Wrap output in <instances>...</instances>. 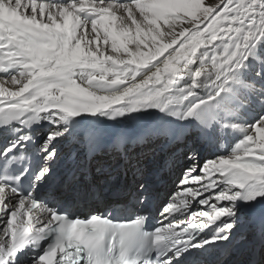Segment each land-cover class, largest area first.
I'll return each mask as SVG.
<instances>
[{
	"label": "snow or ice",
	"instance_id": "6c2138e0",
	"mask_svg": "<svg viewBox=\"0 0 264 264\" xmlns=\"http://www.w3.org/2000/svg\"><path fill=\"white\" fill-rule=\"evenodd\" d=\"M146 150L184 164L160 203ZM101 151L130 206L81 213ZM233 253L264 264V0H0V264Z\"/></svg>",
	"mask_w": 264,
	"mask_h": 264
},
{
	"label": "bare ground",
	"instance_id": "6f19581e",
	"mask_svg": "<svg viewBox=\"0 0 264 264\" xmlns=\"http://www.w3.org/2000/svg\"><path fill=\"white\" fill-rule=\"evenodd\" d=\"M151 123V121H149ZM120 129H115L114 132H118ZM67 149L65 152H60L61 162L66 161L70 155H74L72 150L66 146ZM146 160L143 161L142 167L144 168V172L146 173L147 179L150 182V195L154 199L156 203H160L166 199L167 196L171 194L172 191L176 190L175 184L178 183L177 177L183 174V162L172 167V170H169V167L164 164V166L157 172V167H159L163 161H166V156L163 153L156 152L153 154L150 151V155L145 157ZM85 161V157L81 154L76 157V162L81 163ZM114 164L106 163L100 155H96L90 162H87V171L89 172V178L95 180L98 186H105L104 181L108 177V173L111 172L110 183L105 186L106 188H119L122 191H128V184H132V176L131 173L125 175L122 170H117ZM101 170V173H98L97 170ZM154 174V175H153ZM149 175H153L148 177ZM140 177H137L139 179ZM120 181H124L128 185L124 187L120 184ZM111 185V186H110ZM166 193V194H165ZM105 196H102V201H105ZM240 254L233 253L232 256L236 257ZM243 254L240 255V257ZM245 256V255H243ZM231 259V255H227L222 260Z\"/></svg>",
	"mask_w": 264,
	"mask_h": 264
},
{
	"label": "rangeland",
	"instance_id": "374dc122",
	"mask_svg": "<svg viewBox=\"0 0 264 264\" xmlns=\"http://www.w3.org/2000/svg\"><path fill=\"white\" fill-rule=\"evenodd\" d=\"M207 2V0H206ZM67 149L66 146H63L61 149H60V152H65V150ZM97 155H100V158H109V159H112L106 152L102 151L100 153H98ZM150 155V151H146V157ZM112 161H108V163H111ZM115 164V163H113Z\"/></svg>",
	"mask_w": 264,
	"mask_h": 264
}]
</instances>
